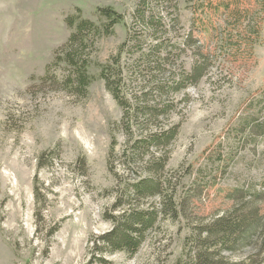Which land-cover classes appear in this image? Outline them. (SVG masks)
<instances>
[{
  "label": "rangeland",
  "instance_id": "374dc122",
  "mask_svg": "<svg viewBox=\"0 0 264 264\" xmlns=\"http://www.w3.org/2000/svg\"><path fill=\"white\" fill-rule=\"evenodd\" d=\"M141 3L0 0V264H190L189 251L205 236L197 232L216 219L253 209L264 215V0H145L140 11L162 19L171 47L168 64L153 63L165 52L151 57L144 81L135 80L133 70L145 69L136 55L155 42L137 40L150 25L135 13ZM99 8H111L123 21L84 50L93 77L85 97L41 83L70 34L65 18L79 11L97 25ZM129 33L137 39L120 58L129 77L122 89L140 99L136 106L154 105L141 101L147 80L151 87L178 79L196 60L207 67L195 85L160 98L159 108L170 105L166 116L140 126L143 133L177 128L156 179L178 216L161 213L132 256L97 251V239L112 229L108 217L119 214L112 212L115 195L127 200L126 184L154 167L148 156L126 167L121 152L131 137L99 78ZM132 137L129 146L139 140L138 133ZM159 203L151 197L131 205ZM235 238L240 244L232 251L214 246L208 252L228 264H264L256 238L244 242L240 232Z\"/></svg>",
  "mask_w": 264,
  "mask_h": 264
},
{
  "label": "trees",
  "instance_id": "16d2710c",
  "mask_svg": "<svg viewBox=\"0 0 264 264\" xmlns=\"http://www.w3.org/2000/svg\"><path fill=\"white\" fill-rule=\"evenodd\" d=\"M145 0H138V2H144ZM141 3V4H142ZM145 5L137 6L135 13L138 15L141 21L147 19L145 30L140 34H137L139 38H135L133 32H130L125 42L120 45L118 55L114 62L105 64L100 67L99 78L103 80L106 90L110 93L112 98L116 101L117 105L122 111V124L126 127L125 132L129 135L130 141L126 143L124 149L121 152V156L124 158L126 167L136 163V159L139 161L144 160L145 156H148V162L154 160V167L149 166V176L141 178L136 183L126 184L125 192L128 193L129 198L123 200V196L115 195V203L112 207V212L119 214H111L108 217L109 222L112 225L111 231L102 235L97 239V244H100L98 253L115 251L124 252L128 256L134 255L141 245L145 242V232L152 229L156 223L159 215L164 213L166 209L172 211L173 217L178 216L177 206L174 202L166 201V188L162 186V183L156 179V174L159 173L164 166L165 154L163 149L174 140L177 128L166 129L164 127L152 128L145 133L141 130L144 119L158 120L160 117H164L168 114L170 105L165 103L162 108L160 107V98L167 97L168 94H176L183 91L188 85H195L202 77L207 74V67L203 61H195L191 64L189 71L180 74L178 79H172L170 81H163L157 85L149 86L148 80L140 87L139 90H145L142 94L141 101L144 103L154 102L153 106H136L137 101L131 98L127 92L122 89L127 78L126 71L120 65V58L123 53V49L129 42L148 41L155 42L148 51L140 52L136 55L137 61H143L145 68L143 71L133 70L134 74H137L135 80L147 79L151 73L150 65L151 57L154 55H162L163 58L154 61L156 68H159L160 64H168L169 54L166 50L171 47L170 41L167 38L169 30L162 25V19H158L157 22L151 18H145L143 11ZM98 15L101 20L100 24H94L88 19L81 16L80 12L68 16L65 18V23L70 29V34L65 43L54 54L53 63L46 67L44 76L40 79L41 83H50L52 86H58V90L72 94L79 98H84L87 89L90 87L93 81V77L88 73L90 62L89 58L83 56V52L88 48V44L91 42L94 45V41L100 39L102 36H108L112 34L113 27L121 21L123 18L120 14L112 10L111 8H99ZM155 24L156 26H153ZM160 29L163 32H160ZM257 29V28H256ZM256 34L257 31L253 30ZM186 43V42H185ZM91 45V44H90ZM61 53V54H60ZM198 53L193 54V57L198 58ZM201 57V54H199ZM136 60V59H135ZM202 62V63H201ZM62 65L65 67L62 69ZM54 67L53 69H51ZM153 67L152 70H154ZM155 71V70H154ZM158 71V70H156ZM160 73V72H159ZM161 72L160 74H162ZM170 76V74H167ZM142 85V84H141ZM131 86V85H130ZM128 86V87H130ZM136 99V98H135ZM134 101V103L132 102ZM138 133L139 140L134 141L135 146L132 144L129 146L132 136ZM151 150L158 152L156 158ZM167 155V154H166ZM145 167V166H144ZM146 168V167H145ZM154 169V170H153ZM164 188V192L162 190ZM156 197L160 200L158 207L142 208L132 207V200L144 201L148 198ZM169 199V198H168ZM121 212V213H120ZM244 234V242L248 239L256 238L260 252L264 254V215L260 216L257 209L251 210L249 215L237 214L236 211L227 213V215L213 221L210 226L204 227L202 233L197 232L198 237H201L203 233L205 236L203 240H199L198 248L193 251L190 250L188 258L190 264H228L219 261L209 253L212 247H218L221 250L232 251L233 247L240 244L235 238V233ZM200 239V238H199ZM245 245V244H244ZM203 249V252H202ZM216 259V260H214ZM101 263L103 261L101 260Z\"/></svg>",
  "mask_w": 264,
  "mask_h": 264
}]
</instances>
